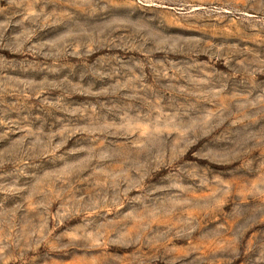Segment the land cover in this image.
I'll return each mask as SVG.
<instances>
[{
  "label": "rangeland",
  "instance_id": "374dc122",
  "mask_svg": "<svg viewBox=\"0 0 264 264\" xmlns=\"http://www.w3.org/2000/svg\"><path fill=\"white\" fill-rule=\"evenodd\" d=\"M0 264H264V0H0Z\"/></svg>",
  "mask_w": 264,
  "mask_h": 264
}]
</instances>
